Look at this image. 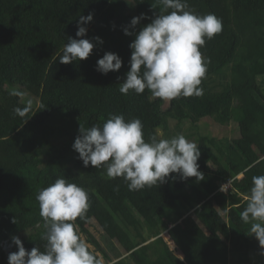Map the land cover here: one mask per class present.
<instances>
[{
  "label": "trees",
  "instance_id": "trees-1",
  "mask_svg": "<svg viewBox=\"0 0 264 264\" xmlns=\"http://www.w3.org/2000/svg\"><path fill=\"white\" fill-rule=\"evenodd\" d=\"M131 1L0 0V264L17 251L13 236L27 251L44 250L36 196L61 177L87 191L90 208L74 222L76 231L107 264H264L253 260L264 248L240 219L252 177L264 175V0H187L188 10L221 19L222 31L200 48L210 60L200 85L204 94L172 100L147 89L139 95L119 91L135 38L124 29L138 33L165 14L159 0ZM89 13L93 19L83 38L94 44L92 53L61 64L68 39H77L79 17ZM141 14L146 19L131 28V19ZM106 52L117 54L122 67L104 75L95 69ZM17 72L24 73L35 99L22 97L13 81ZM121 114L126 121L141 120L145 141L182 134L197 143L205 179L181 181L170 174L163 184L129 191L122 177L109 179L104 166L84 167L72 149L80 125L102 126ZM204 118L236 124L237 135H201L197 129ZM228 181L230 188L220 191ZM92 220L113 257L89 231Z\"/></svg>",
  "mask_w": 264,
  "mask_h": 264
},
{
  "label": "clouds",
  "instance_id": "clouds-1",
  "mask_svg": "<svg viewBox=\"0 0 264 264\" xmlns=\"http://www.w3.org/2000/svg\"><path fill=\"white\" fill-rule=\"evenodd\" d=\"M159 3L165 14L159 13L138 33L124 29V35L135 38L129 45V71L119 91L124 95L130 91L139 95L147 89L152 96L164 100L200 97L204 94L200 85L210 63L200 48L206 39L211 40L222 31V20L212 13L199 15L188 10L187 0H159ZM92 19V13L79 17L77 39H68L59 57L61 64L85 60L92 53L94 44L83 38L87 32L85 26ZM142 19H146L143 14L133 17L130 27L135 28ZM93 39L103 43L99 37ZM121 67V58L106 52L97 60L95 70L106 75ZM15 111L23 116L26 110ZM72 149L78 153L84 167L104 166L107 177H122L129 191L163 184L170 174H178L181 181L193 177L197 182L205 179L198 170L201 153L197 143L182 134L171 139L151 137L150 141H145L141 120L126 121L122 114L111 115L102 126L80 125ZM230 183L223 184L220 191H227ZM227 186L228 189H222ZM245 199L247 204L240 219L250 224L251 235L264 248V175L252 177V187ZM36 200L43 220L44 250L33 247L27 251L19 237L13 236L11 243L17 251L8 255L7 264H99L87 243L81 240L74 223L90 208L87 191L61 177L41 189ZM5 246L11 247L7 243Z\"/></svg>",
  "mask_w": 264,
  "mask_h": 264
},
{
  "label": "rangeland",
  "instance_id": "rangeland-1",
  "mask_svg": "<svg viewBox=\"0 0 264 264\" xmlns=\"http://www.w3.org/2000/svg\"><path fill=\"white\" fill-rule=\"evenodd\" d=\"M127 2L130 4L132 3L131 0H127ZM91 28H92V30H95L94 26H92ZM13 81L18 84L17 86L19 88V92L21 93L23 98L35 99L34 98L35 94L31 93V88H29V86L27 85V82L25 80L23 72H17ZM262 88L264 90V82L262 84ZM171 126H172V124H171ZM185 129H189V126L187 125V126L183 127V133L185 132ZM197 130L201 135H206L207 137H211V138L213 137L216 139H222V138L232 139L234 136L237 135V131H238L236 124H234V123H229L226 126H221V125H218L211 118L202 119L198 124ZM158 135L160 137L163 136V133L161 130L158 131ZM190 140H192V139H190ZM237 178L241 179V175L238 176ZM228 188H229V186H227L226 188H222V189L226 190ZM89 231L91 232L93 237L105 248V251L110 255V257H113L111 247L106 244V240H105V237L103 236L102 229L97 224V222H95L94 220H92L91 224L89 225ZM162 235H163V238L169 244L170 248L175 249V244L169 238L170 237L169 234L167 232H165ZM82 240L85 241V238L83 236H82ZM87 245H88V248L90 251L94 250L93 246H91L89 244H87ZM114 245L116 246V249H118L119 252L124 253L123 248L119 244L115 243ZM10 248L11 247H8V246L3 247L5 252H9ZM258 253H259V255H256V257H254L253 260L254 261H258V260L264 261V250H262ZM177 254L180 256V253H177ZM95 255H97V258H98L100 264H107V261L102 257V255L100 253H95Z\"/></svg>",
  "mask_w": 264,
  "mask_h": 264
},
{
  "label": "crops",
  "instance_id": "crops-1",
  "mask_svg": "<svg viewBox=\"0 0 264 264\" xmlns=\"http://www.w3.org/2000/svg\"><path fill=\"white\" fill-rule=\"evenodd\" d=\"M242 177V176H241ZM256 255H259V253L258 254H256ZM256 255H254V257H256Z\"/></svg>",
  "mask_w": 264,
  "mask_h": 264
}]
</instances>
